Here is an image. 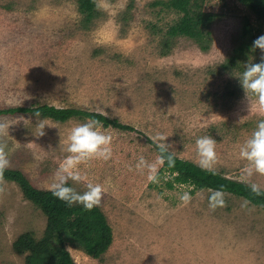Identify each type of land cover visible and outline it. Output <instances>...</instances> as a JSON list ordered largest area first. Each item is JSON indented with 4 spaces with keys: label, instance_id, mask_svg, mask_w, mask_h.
<instances>
[{
    "label": "rangeland",
    "instance_id": "obj_1",
    "mask_svg": "<svg viewBox=\"0 0 264 264\" xmlns=\"http://www.w3.org/2000/svg\"><path fill=\"white\" fill-rule=\"evenodd\" d=\"M96 1L100 17L84 29L75 0H0V109L74 108L133 129L105 128L113 138L110 158L87 160L79 166L84 179L68 181L81 192L89 182L103 185L97 207L112 231V243L98 259L67 244L73 263L264 264L263 208L242 207L244 199L224 194V205L213 209L209 190H168L167 174L151 182L149 170L136 167L140 157L156 163L148 141L157 145V133L167 137L170 153L201 167L195 140L210 135L217 142L216 159L207 170L264 190V174L245 175L247 161L239 156L264 110L238 80L244 64L259 63L264 53L258 49L241 70L221 69L248 11L233 0H205L202 11L222 15L209 27L208 49L178 37L164 56L165 33L178 16L153 4L168 0ZM84 120L60 124L32 115L1 116L8 128L0 133L7 168L51 191L68 155V130ZM184 191L191 195L187 203L179 199ZM45 221L14 183L0 180V264H24L12 244L23 233L40 238Z\"/></svg>",
    "mask_w": 264,
    "mask_h": 264
},
{
    "label": "trees",
    "instance_id": "obj_2",
    "mask_svg": "<svg viewBox=\"0 0 264 264\" xmlns=\"http://www.w3.org/2000/svg\"><path fill=\"white\" fill-rule=\"evenodd\" d=\"M205 0H168L155 2L173 11L178 19L169 25L162 45V55H167L173 39L182 37L192 41L202 51L208 49L209 27L220 16L212 12L202 11ZM246 8L249 15L244 17L237 35V44L229 58L221 65L222 71L241 70V62L255 56L258 49H253V41L260 36L264 26V0H233ZM77 12L82 17V27L88 29L100 17L96 0H75ZM257 23L256 27L250 19ZM63 124L70 119H86L95 117L101 120L105 128H113L122 132H133L129 126L122 125L100 114L89 113L74 108H56L42 105L36 107H15L0 109L1 116L32 115ZM158 155L157 145L148 141ZM170 153V152H169ZM172 164L165 162L157 172L158 177L167 174L169 180L164 183L168 190L175 186H187L190 193L199 190L220 189L224 194L247 200L249 204L264 209V190L258 193L251 191L250 185L228 179L214 171L204 169L194 163L178 159L172 153ZM0 180L14 183L21 191L23 198L44 215L45 228L40 238L31 233L21 234L12 244L17 255H23L24 264H74L66 246L81 249L92 259L100 258L112 243V231L103 213L98 207L91 210L80 205L68 206L58 200L51 191L36 188L19 170L6 168ZM154 188H157L155 186Z\"/></svg>",
    "mask_w": 264,
    "mask_h": 264
},
{
    "label": "clouds",
    "instance_id": "obj_3",
    "mask_svg": "<svg viewBox=\"0 0 264 264\" xmlns=\"http://www.w3.org/2000/svg\"><path fill=\"white\" fill-rule=\"evenodd\" d=\"M253 49H259L264 53V35L258 36L252 44ZM240 86L245 94H249L256 99V103L261 110H264V55L259 63L244 64V70L238 78ZM105 116L108 114L103 110ZM39 116V113H36ZM39 136L44 135L45 125L43 121L37 122ZM7 132L8 128L0 124V133ZM167 137L157 133L153 140L157 142L158 155L156 163H148L140 157L137 168L149 170L148 180L157 182V164L163 165L167 162L172 164L173 157L168 151L165 143ZM66 155L56 169L54 181L50 186L52 195L58 200L65 202L68 206L80 205L84 209L91 210L101 204L104 187L100 183H87L84 191H77L69 185L68 181L80 182L84 178L80 172V165L91 158H102L107 160L112 155L111 144L112 135L105 129L103 122L95 117L86 118L83 122H78L68 130ZM216 140L210 135L200 136L195 140V148L199 156V163L202 168L210 169L216 159ZM239 156L247 161L244 173L251 176L254 173L264 174V119L257 122L255 129L248 139L239 147ZM9 159L6 145L0 144V175L8 167ZM251 191L259 192L257 185H250ZM208 196L209 207L215 209L224 205V192L220 189H210ZM179 199L187 203L191 200L188 191L179 194ZM245 200L242 207L247 206Z\"/></svg>",
    "mask_w": 264,
    "mask_h": 264
}]
</instances>
